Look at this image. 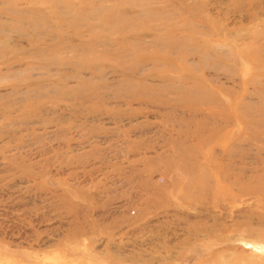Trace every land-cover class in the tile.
<instances>
[{"label": "rangeland", "instance_id": "rangeland-1", "mask_svg": "<svg viewBox=\"0 0 264 264\" xmlns=\"http://www.w3.org/2000/svg\"><path fill=\"white\" fill-rule=\"evenodd\" d=\"M0 264H264V0H0Z\"/></svg>", "mask_w": 264, "mask_h": 264}]
</instances>
